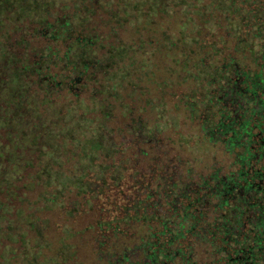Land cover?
I'll use <instances>...</instances> for the list:
<instances>
[{
  "label": "rangeland",
  "instance_id": "1",
  "mask_svg": "<svg viewBox=\"0 0 264 264\" xmlns=\"http://www.w3.org/2000/svg\"><path fill=\"white\" fill-rule=\"evenodd\" d=\"M239 1L0 0V195L5 200L0 198V242L7 239L13 245H3L2 264H62L75 249L86 264L92 262L90 243L72 230L81 229L89 214L73 215L66 205L75 206L69 201L90 190L92 181L96 188L108 177L117 183L126 172L130 160H121L125 154L115 151L131 136L117 129L129 122V106L147 114V129L163 140L155 153L163 155L159 161L169 159L173 149L182 156L209 157L213 147L206 151L197 143L188 148L195 130L186 119L180 132L184 114L199 110L195 95L176 92L206 78L213 68L210 54L219 48H235L238 54L250 46L244 28L248 5ZM47 18H67L72 31L95 32L113 45L105 51L97 36L90 37L94 45L66 40L65 59L76 72L85 64L95 70L112 67L98 75V94H58L39 80L31 81L33 66L27 68L11 50L9 32L19 22L41 25ZM65 38L59 35L54 42ZM202 47L209 57L197 52ZM52 57L49 52L48 60ZM205 92L203 88L201 97ZM115 157L119 163L110 164ZM143 157L146 168L151 160Z\"/></svg>",
  "mask_w": 264,
  "mask_h": 264
},
{
  "label": "trees",
  "instance_id": "2",
  "mask_svg": "<svg viewBox=\"0 0 264 264\" xmlns=\"http://www.w3.org/2000/svg\"><path fill=\"white\" fill-rule=\"evenodd\" d=\"M239 2L248 5L244 28L250 46L238 54L235 48H219L210 54L213 68L206 78L198 85L187 82L190 87L186 92H176L194 94L199 109L180 119L184 121L180 132L188 122L195 130L194 138L186 143L188 148L191 151L198 143L206 151L208 146L213 150L203 160L173 149L171 156H166L169 159L159 161L163 155L155 153L162 149L163 140L147 129V114L139 115L143 112L135 113L129 106L125 112L130 114L129 122L117 129L131 136H125L128 141L122 140L115 151V155L125 154L121 160H130L126 172L117 183L108 177L109 181L101 180L96 188L92 181L90 190L69 201L75 206L66 205L74 210L73 215L89 214L81 229L72 230L90 243V264H264V0ZM201 19L204 26L205 18ZM23 23L9 32V42L27 68L33 66L31 81L39 80L49 92L58 94L64 90L73 96L91 91L98 94V75L112 67L95 70V65L85 64L76 72L65 59L66 40L94 45L90 37L97 36L95 32L74 27L72 31L67 18H47L41 25ZM18 32L21 36L15 38ZM59 35L66 38L54 42ZM100 39L105 51H110L113 45ZM200 50L197 52L210 56L207 47ZM49 52L53 53L50 60ZM204 58H200L202 63H206ZM171 143L176 145L174 140ZM141 155L151 160L146 168ZM116 158L110 164H118ZM0 198L5 201L2 195ZM5 244L12 245L7 239L0 242V264ZM62 264L86 263L75 249Z\"/></svg>",
  "mask_w": 264,
  "mask_h": 264
}]
</instances>
